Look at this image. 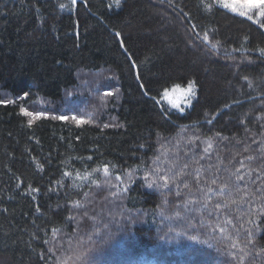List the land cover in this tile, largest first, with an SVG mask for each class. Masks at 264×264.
Returning <instances> with one entry per match:
<instances>
[{
  "label": "trees",
  "instance_id": "1",
  "mask_svg": "<svg viewBox=\"0 0 264 264\" xmlns=\"http://www.w3.org/2000/svg\"><path fill=\"white\" fill-rule=\"evenodd\" d=\"M262 23L219 0H0V264H57L66 236L79 264H264ZM193 81L189 108L162 102Z\"/></svg>",
  "mask_w": 264,
  "mask_h": 264
},
{
  "label": "snow or ice",
  "instance_id": "2",
  "mask_svg": "<svg viewBox=\"0 0 264 264\" xmlns=\"http://www.w3.org/2000/svg\"><path fill=\"white\" fill-rule=\"evenodd\" d=\"M72 2L75 3L76 0H72ZM116 4L119 7L120 0H116ZM222 6L224 8L230 9L232 12L238 13L240 16H246L248 20H253V15H257L259 17H264V0H244L243 3H226V2H222ZM60 7H64V5H61ZM249 13H252L253 15H250ZM260 26L262 28H264V23H262ZM119 35L120 34L117 33V36H119ZM204 39L205 40L208 39L207 33H205ZM121 46H123V41H121ZM214 47H215V45H214ZM259 51L261 52L262 55H264V48L259 49ZM141 87H143V85H141ZM194 88H195V82L194 81L193 82H189V86H188V89H187L188 93L189 94H194ZM25 95H27V94H25ZM107 95H111V93H107ZM0 103H12V101H0ZM20 112L23 115H25V116L32 117L33 119H38L39 116L41 115L39 113L34 115L32 112H29V111H27L24 108H21ZM55 118L56 119H60V120L69 119L66 116H60V117H55ZM72 119L76 120V117H72ZM77 122L80 123L82 121H77ZM29 124L31 125V120L29 121ZM209 147H211L210 143H209ZM205 152H207V149H205ZM248 159H252V157H248ZM185 167H187V165H185ZM236 171L238 173L239 169H237ZM104 172H105L106 175L108 174V168L107 167L104 168ZM64 175H69V173L66 172V173H64ZM183 175H184V173L181 171V173L177 177V179L181 178ZM117 179H119V177H117ZM243 179H244V177L242 175H236V180L240 181V180H243ZM172 182L175 183V181H172ZM212 182L215 183V180H213ZM152 183H155V181H153ZM196 183L197 184L200 183L199 177H196ZM148 186L151 187L152 184L149 183ZM164 186L165 187L168 186V181L167 180H165ZM184 187L188 188L189 186H188L187 183H185ZM228 187H229V185L227 183H224L220 187V191L223 193L224 190L227 189ZM262 188H264V185L259 186L256 189L257 192L261 193V195L259 197L260 199H264V191L261 190ZM123 191L127 192L128 188H124ZM85 195L87 196V193ZM177 195H179V192H177ZM242 203H251V201H246L244 199V197L241 196L239 200L231 199V200L225 201L223 204H219L218 203V204L215 205V208L216 209H221V208L231 209L232 205H239V204H242ZM76 207H82V205H80L79 202H77L76 203ZM261 212L264 213V207L261 208ZM84 215L87 216V212H85ZM253 215H254L253 212H249L248 213V217H251ZM73 218L74 217H69V219H73ZM224 223L230 224V223H232V221L231 220H225ZM244 223L256 225V221L254 219H252V218H246L244 220ZM240 226L243 227L244 225L241 224ZM256 226H258V225H256ZM221 231H223V228H221ZM57 232H59V229L58 228H53V233L55 234ZM245 232L247 233L248 243H252L253 242V231L251 229H245ZM45 243H48V241H45ZM231 247L232 248H237L238 247V242L233 243L231 245ZM239 251L244 252V249L241 248V249H239ZM262 251H264V249H262ZM245 255H247V253H245ZM243 259H244V257L242 256L240 258L241 264H243Z\"/></svg>",
  "mask_w": 264,
  "mask_h": 264
},
{
  "label": "rangeland",
  "instance_id": "3",
  "mask_svg": "<svg viewBox=\"0 0 264 264\" xmlns=\"http://www.w3.org/2000/svg\"><path fill=\"white\" fill-rule=\"evenodd\" d=\"M219 2L222 4V2H226V3H243L244 0H219ZM188 86H175L173 88H171L170 90L166 91L164 94H163V97H162V102L171 107L172 109H175V110H178V111H181L183 112L185 109L189 108L191 106V103L195 97V88H194V94H189L187 89H188ZM99 100H103V98H101L99 96L98 98ZM82 101V100H80ZM89 101V100H88ZM88 101H87V106H88ZM92 105L94 104L93 102L89 101ZM86 102L83 101V105L85 104ZM82 104L79 102L78 103H75L76 106L79 107V105ZM175 105V106H174ZM56 108V107H54ZM85 109V105L83 107V111ZM91 109H92V106H91ZM27 111L29 112H33L31 110H28ZM82 111V112H83ZM45 114L46 115V110L45 111H41L39 110L37 112V114ZM93 113V112H92ZM36 114V113H35ZM53 115L57 116V117H60V116H64V115H67V114H64V113H61V110L58 112V113H52ZM71 115V117H76V120L77 121H86L87 118H84V116H80L78 114H69ZM118 183L120 185H122V189H124L127 185V182L128 181H123V180H120L118 179L117 180ZM108 192H110V197H112V199L114 198L115 196V192L113 189H109ZM108 194V195H109ZM109 200V199H108ZM111 201V200H110ZM87 212V216L84 215V213ZM89 210H85L83 212V214L81 215L80 217V226L78 227L79 230L83 231L85 229V226L87 225H91L92 224V228H94L95 226H99L100 225V221L99 222H96V221H93L91 217H89ZM104 216V215H103ZM101 215V217H103ZM105 219V218H103ZM110 221V220H109ZM105 231V228L102 232ZM96 234V233H95ZM82 246H85V247H80V245H74L69 243L68 241V237L66 236V238L64 237H61L60 238V241L58 242V244L56 245L55 247V253L57 255V264H79V261L81 262V260L83 259V255H85L87 257V252L86 250H88L89 248H91L90 246L87 247V249L85 250L84 248H86L87 244H84L82 243ZM88 260H90L92 262V258H89Z\"/></svg>",
  "mask_w": 264,
  "mask_h": 264
}]
</instances>
